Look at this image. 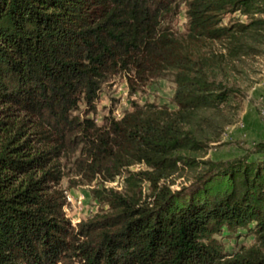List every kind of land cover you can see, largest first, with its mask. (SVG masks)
<instances>
[{"label": "trees", "instance_id": "1", "mask_svg": "<svg viewBox=\"0 0 264 264\" xmlns=\"http://www.w3.org/2000/svg\"><path fill=\"white\" fill-rule=\"evenodd\" d=\"M262 57L264 0H0V264H264V159L206 158L238 117L229 80ZM120 72L132 89L171 73L175 107L96 123ZM73 157L128 185L94 190L108 209L77 224L56 188ZM239 228L255 240L227 252L216 235Z\"/></svg>", "mask_w": 264, "mask_h": 264}, {"label": "rangeland", "instance_id": "2", "mask_svg": "<svg viewBox=\"0 0 264 264\" xmlns=\"http://www.w3.org/2000/svg\"><path fill=\"white\" fill-rule=\"evenodd\" d=\"M184 8V4H181L179 12L167 19V24L176 33H182L186 30ZM236 16L245 19L244 16L236 12L225 15L223 22L227 23ZM263 78L264 57L254 62L252 68L248 70L247 75L229 80L230 85L238 88L233 99L239 105L237 121L233 127H228L222 138V142L212 146L208 150L206 158L225 160L243 156L244 154H251V158L264 159V151H255L258 141L264 140V133L258 132L264 129V126H262L264 122L261 119L262 123L259 121L257 108L258 100L264 97L261 84H258ZM174 92L175 83L171 73H168L165 77L151 80L145 85H140L136 89H132L129 75L120 72L110 77L103 84L96 99L95 108L88 112V116L93 118L96 123L103 124L107 118H121L127 111L134 109L136 104L154 103L174 108ZM86 108V105L81 103L80 108L74 114L84 116ZM245 118H248L247 122L249 125H247ZM258 133L261 135H258ZM74 159L73 157L61 160L62 169L65 174L56 188L61 189L65 196L63 208L66 216L73 224H77L81 220L88 219L94 214L108 209L107 204L94 196V190L112 189L119 193H125L128 191V185L125 175L116 176L113 180H105L103 175H98L96 178L86 181L77 173ZM141 168H143L141 164L131 167L132 170H139ZM142 189L144 192L148 190L146 182L143 183ZM216 237L223 244L227 252L236 251L241 246H249L255 240L253 232L242 228L235 231L225 230L222 234H217Z\"/></svg>", "mask_w": 264, "mask_h": 264}, {"label": "built area", "instance_id": "3", "mask_svg": "<svg viewBox=\"0 0 264 264\" xmlns=\"http://www.w3.org/2000/svg\"><path fill=\"white\" fill-rule=\"evenodd\" d=\"M257 108H258V112H259L260 118L264 122V97H261L258 100Z\"/></svg>", "mask_w": 264, "mask_h": 264}, {"label": "crops", "instance_id": "4", "mask_svg": "<svg viewBox=\"0 0 264 264\" xmlns=\"http://www.w3.org/2000/svg\"><path fill=\"white\" fill-rule=\"evenodd\" d=\"M258 84H261V89H262V91L264 92V78L263 79H261L260 80V82L258 83ZM249 116V115H248ZM258 117H259V121L262 123V121L260 120L261 118H260V115L258 114ZM245 120H246V122H247V120H248V118H245ZM237 121V120H236ZM236 123V122H235ZM235 123L234 124H232L231 126H229V127H233L234 125H235ZM259 123V122H258ZM264 124V123H263ZM262 124V126H264ZM247 125H249V123L247 122ZM228 129V128H227ZM258 132H262V133H264V129H262V130H259ZM258 135H261L260 133H258ZM260 142H264V140H259L258 141V143H260Z\"/></svg>", "mask_w": 264, "mask_h": 264}]
</instances>
